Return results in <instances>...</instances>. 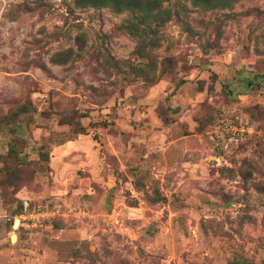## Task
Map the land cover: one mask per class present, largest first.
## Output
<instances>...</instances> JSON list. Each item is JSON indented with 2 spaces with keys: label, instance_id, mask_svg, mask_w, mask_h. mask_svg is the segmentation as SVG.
I'll return each instance as SVG.
<instances>
[{
  "label": "rangeland",
  "instance_id": "rangeland-1",
  "mask_svg": "<svg viewBox=\"0 0 264 264\" xmlns=\"http://www.w3.org/2000/svg\"><path fill=\"white\" fill-rule=\"evenodd\" d=\"M161 8L0 0V264H264V0Z\"/></svg>",
  "mask_w": 264,
  "mask_h": 264
},
{
  "label": "trees",
  "instance_id": "trees-1",
  "mask_svg": "<svg viewBox=\"0 0 264 264\" xmlns=\"http://www.w3.org/2000/svg\"><path fill=\"white\" fill-rule=\"evenodd\" d=\"M165 0H77L80 5L111 6L117 12L129 11V18L124 27L136 39V53L148 56V48L157 42L154 23L162 25L170 15L161 8ZM195 4L219 5L229 0H193Z\"/></svg>",
  "mask_w": 264,
  "mask_h": 264
},
{
  "label": "built area",
  "instance_id": "built-area-1",
  "mask_svg": "<svg viewBox=\"0 0 264 264\" xmlns=\"http://www.w3.org/2000/svg\"><path fill=\"white\" fill-rule=\"evenodd\" d=\"M235 129H238V130H240V131H244V130H247V129H245L243 126H241L240 128H235Z\"/></svg>",
  "mask_w": 264,
  "mask_h": 264
},
{
  "label": "water",
  "instance_id": "water-1",
  "mask_svg": "<svg viewBox=\"0 0 264 264\" xmlns=\"http://www.w3.org/2000/svg\"><path fill=\"white\" fill-rule=\"evenodd\" d=\"M14 234H11V240H13Z\"/></svg>",
  "mask_w": 264,
  "mask_h": 264
},
{
  "label": "bare ground",
  "instance_id": "bare-ground-1",
  "mask_svg": "<svg viewBox=\"0 0 264 264\" xmlns=\"http://www.w3.org/2000/svg\"><path fill=\"white\" fill-rule=\"evenodd\" d=\"M14 238V237H13Z\"/></svg>",
  "mask_w": 264,
  "mask_h": 264
}]
</instances>
